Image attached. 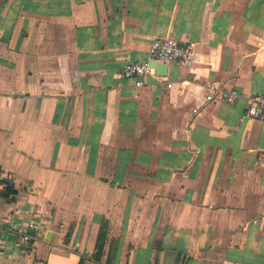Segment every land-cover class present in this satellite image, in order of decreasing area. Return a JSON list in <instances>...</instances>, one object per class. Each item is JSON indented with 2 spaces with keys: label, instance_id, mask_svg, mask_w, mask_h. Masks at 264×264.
<instances>
[{
  "label": "crops",
  "instance_id": "0c3cea01",
  "mask_svg": "<svg viewBox=\"0 0 264 264\" xmlns=\"http://www.w3.org/2000/svg\"><path fill=\"white\" fill-rule=\"evenodd\" d=\"M262 94L264 0H0V264H264Z\"/></svg>",
  "mask_w": 264,
  "mask_h": 264
},
{
  "label": "built area",
  "instance_id": "2783aa9c",
  "mask_svg": "<svg viewBox=\"0 0 264 264\" xmlns=\"http://www.w3.org/2000/svg\"><path fill=\"white\" fill-rule=\"evenodd\" d=\"M193 46L190 43L182 42L171 36L156 37L150 44V60L148 62H138L129 60L123 71V76L127 79L135 80L137 87L145 85L144 79L148 76L156 77V66L160 63L172 64L173 62H181L191 65L193 62ZM151 62H155V66H151ZM173 84L169 83L168 88H172ZM242 96V93L235 88L228 89L217 83L208 86L207 100L209 102H227L235 103ZM249 103L244 119H253L264 122V94L249 98ZM3 176L0 174V195L7 188ZM29 229L39 232L38 224L31 223ZM22 238L26 242H32L34 237L30 232H24Z\"/></svg>",
  "mask_w": 264,
  "mask_h": 264
},
{
  "label": "water",
  "instance_id": "95a60500",
  "mask_svg": "<svg viewBox=\"0 0 264 264\" xmlns=\"http://www.w3.org/2000/svg\"><path fill=\"white\" fill-rule=\"evenodd\" d=\"M151 66H155V62H151ZM169 65L165 63L157 64L156 74L159 77H166L168 75ZM79 264H84V258H81Z\"/></svg>",
  "mask_w": 264,
  "mask_h": 264
}]
</instances>
